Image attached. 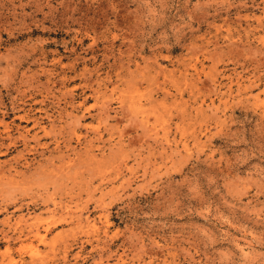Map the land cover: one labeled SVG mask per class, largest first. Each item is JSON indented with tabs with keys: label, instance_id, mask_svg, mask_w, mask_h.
Returning a JSON list of instances; mask_svg holds the SVG:
<instances>
[{
	"label": "rangeland",
	"instance_id": "1",
	"mask_svg": "<svg viewBox=\"0 0 264 264\" xmlns=\"http://www.w3.org/2000/svg\"><path fill=\"white\" fill-rule=\"evenodd\" d=\"M0 264H264V0H0Z\"/></svg>",
	"mask_w": 264,
	"mask_h": 264
},
{
	"label": "bare ground",
	"instance_id": "2",
	"mask_svg": "<svg viewBox=\"0 0 264 264\" xmlns=\"http://www.w3.org/2000/svg\"><path fill=\"white\" fill-rule=\"evenodd\" d=\"M38 236H41L40 232L38 231Z\"/></svg>",
	"mask_w": 264,
	"mask_h": 264
}]
</instances>
